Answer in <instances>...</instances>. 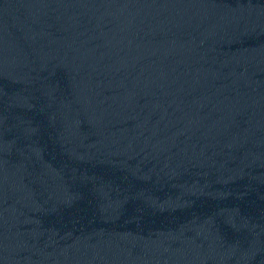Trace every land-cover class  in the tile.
Returning a JSON list of instances; mask_svg holds the SVG:
<instances>
[{"label": "water", "instance_id": "1", "mask_svg": "<svg viewBox=\"0 0 264 264\" xmlns=\"http://www.w3.org/2000/svg\"><path fill=\"white\" fill-rule=\"evenodd\" d=\"M0 264H264V0H0Z\"/></svg>", "mask_w": 264, "mask_h": 264}]
</instances>
